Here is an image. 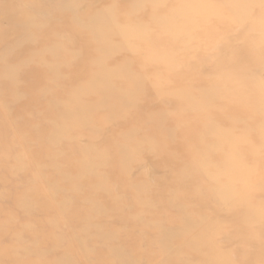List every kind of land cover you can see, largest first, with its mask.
<instances>
[{
    "label": "clouds",
    "instance_id": "obj_1",
    "mask_svg": "<svg viewBox=\"0 0 264 264\" xmlns=\"http://www.w3.org/2000/svg\"><path fill=\"white\" fill-rule=\"evenodd\" d=\"M23 6L0 264H264V0Z\"/></svg>",
    "mask_w": 264,
    "mask_h": 264
},
{
    "label": "rangeland",
    "instance_id": "obj_2",
    "mask_svg": "<svg viewBox=\"0 0 264 264\" xmlns=\"http://www.w3.org/2000/svg\"><path fill=\"white\" fill-rule=\"evenodd\" d=\"M25 2L26 0H15L10 6H6L5 11L0 12V39L5 41L6 47L24 39L21 34L19 21L21 15L27 11L23 6ZM43 46L44 44L41 42L37 47ZM34 51H36V48L32 44L27 43L15 53L14 59H23ZM146 159L148 165L151 166L153 163L151 157H146Z\"/></svg>",
    "mask_w": 264,
    "mask_h": 264
},
{
    "label": "bare ground",
    "instance_id": "obj_3",
    "mask_svg": "<svg viewBox=\"0 0 264 264\" xmlns=\"http://www.w3.org/2000/svg\"><path fill=\"white\" fill-rule=\"evenodd\" d=\"M44 44V43H43Z\"/></svg>",
    "mask_w": 264,
    "mask_h": 264
}]
</instances>
